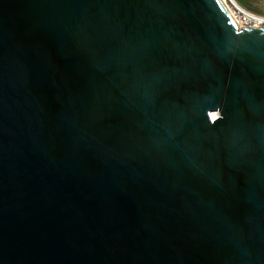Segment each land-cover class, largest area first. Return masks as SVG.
Segmentation results:
<instances>
[{
	"label": "water",
	"instance_id": "1",
	"mask_svg": "<svg viewBox=\"0 0 264 264\" xmlns=\"http://www.w3.org/2000/svg\"><path fill=\"white\" fill-rule=\"evenodd\" d=\"M0 264H264V27L0 0Z\"/></svg>",
	"mask_w": 264,
	"mask_h": 264
},
{
	"label": "built area",
	"instance_id": "2",
	"mask_svg": "<svg viewBox=\"0 0 264 264\" xmlns=\"http://www.w3.org/2000/svg\"><path fill=\"white\" fill-rule=\"evenodd\" d=\"M230 13L241 27H264V15L249 11L238 4L231 7Z\"/></svg>",
	"mask_w": 264,
	"mask_h": 264
},
{
	"label": "rangeland",
	"instance_id": "3",
	"mask_svg": "<svg viewBox=\"0 0 264 264\" xmlns=\"http://www.w3.org/2000/svg\"><path fill=\"white\" fill-rule=\"evenodd\" d=\"M243 8L264 15V0H235Z\"/></svg>",
	"mask_w": 264,
	"mask_h": 264
},
{
	"label": "bare ground",
	"instance_id": "4",
	"mask_svg": "<svg viewBox=\"0 0 264 264\" xmlns=\"http://www.w3.org/2000/svg\"><path fill=\"white\" fill-rule=\"evenodd\" d=\"M222 2H223V4L225 5V7H226V9L228 10V12L230 13V11H231V7L234 5V4H237L236 2H235V0H221ZM230 15H231V13H230ZM232 16V15H231ZM233 18V17H232ZM233 20L235 21V23L237 24V27H241L240 25H239V23L233 18ZM216 116H217V113H211L210 114V118H211V120H213V119H215L216 118Z\"/></svg>",
	"mask_w": 264,
	"mask_h": 264
}]
</instances>
